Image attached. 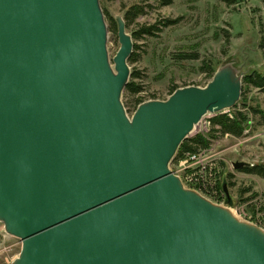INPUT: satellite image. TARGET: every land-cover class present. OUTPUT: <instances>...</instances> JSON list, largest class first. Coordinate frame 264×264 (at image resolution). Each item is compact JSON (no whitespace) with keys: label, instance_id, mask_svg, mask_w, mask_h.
<instances>
[{"label":"water","instance_id":"obj_1","mask_svg":"<svg viewBox=\"0 0 264 264\" xmlns=\"http://www.w3.org/2000/svg\"><path fill=\"white\" fill-rule=\"evenodd\" d=\"M115 23L110 60L99 0H0V223L22 244L12 264H264V231L170 170L204 116L237 105L246 73L225 64L129 118L133 42Z\"/></svg>","mask_w":264,"mask_h":264},{"label":"rangeland","instance_id":"obj_2","mask_svg":"<svg viewBox=\"0 0 264 264\" xmlns=\"http://www.w3.org/2000/svg\"><path fill=\"white\" fill-rule=\"evenodd\" d=\"M164 2L99 0L108 30L110 60L119 49L117 17L124 20L126 34L131 38L142 28L155 27L152 35L132 38L134 61L128 62V67L130 76L134 73L138 78H129V82L137 85L140 91L135 95L126 92L122 95L129 118L139 100L165 101L174 88H204L211 80L208 73L228 63L240 72L264 76V0H170L167 5ZM134 8L141 9L142 13L126 21L128 12ZM165 21L176 23L164 27ZM245 99L246 107L239 100L236 108L220 113L231 117L233 112H246L250 123L243 135L235 138L216 134L217 138L208 148L209 155L220 168L221 195L217 200L201 196L214 205L227 208L238 221L264 231V180L232 167L235 162L264 165V94L249 87ZM215 116H206L208 125L198 134L208 133L210 121ZM170 170L181 180L177 163H171ZM224 182L230 205L226 204L221 188ZM21 247V241L8 235L0 223V264H12Z\"/></svg>","mask_w":264,"mask_h":264},{"label":"trees","instance_id":"obj_3","mask_svg":"<svg viewBox=\"0 0 264 264\" xmlns=\"http://www.w3.org/2000/svg\"><path fill=\"white\" fill-rule=\"evenodd\" d=\"M164 5H167L170 3V0H165ZM142 13L141 9L134 8L128 12L125 20H134L139 14ZM176 22L173 21H165L163 26L167 27L169 25H174ZM126 26V24H125ZM155 27H149V28H142L135 36L132 38L135 40L137 37H141L142 35H152L153 30ZM135 47V46H134ZM133 47V49H134ZM133 53V52H132ZM133 56H131L128 59V62H132ZM215 72H209L208 77L212 79ZM131 79H136L138 76L134 73L130 76ZM249 87H252L254 89L260 90L264 94V76L253 72L246 74L242 78V90H241V98L240 103L246 107V99L245 94ZM177 88H174L171 92V94L176 90ZM140 91V88L133 84L132 82H129L124 90L127 94L135 95L138 94ZM170 94V95H171ZM144 101L139 100L137 102L138 107L141 103ZM236 108V106L234 107ZM249 111V108L247 109ZM250 123V120L248 118V115L246 112H233L232 116L229 117L227 114H217L214 118L210 121V130L208 133L205 134H197L191 139H186L179 147L177 154L175 158L173 159L172 163L176 164V162L182 158L186 153H193L197 152L201 149H208L211 145V142L213 139H216V134H219L220 136L229 135L235 138H239L243 135L245 130L248 128ZM240 172L246 173V174H252L256 175L264 180V165H252L251 167H243L239 169ZM223 185L225 187L227 186V183L224 182ZM223 185L221 186L223 191Z\"/></svg>","mask_w":264,"mask_h":264},{"label":"built area","instance_id":"obj_4","mask_svg":"<svg viewBox=\"0 0 264 264\" xmlns=\"http://www.w3.org/2000/svg\"><path fill=\"white\" fill-rule=\"evenodd\" d=\"M206 116H210L209 114ZM204 116L198 123L196 134L202 132V127L208 125ZM204 132V129H203ZM208 149L186 153L176 163L178 171L182 173L181 182L184 188L192 189L207 199H218L221 195L219 187L220 168ZM205 197V198H206Z\"/></svg>","mask_w":264,"mask_h":264},{"label":"bare ground","instance_id":"obj_5","mask_svg":"<svg viewBox=\"0 0 264 264\" xmlns=\"http://www.w3.org/2000/svg\"><path fill=\"white\" fill-rule=\"evenodd\" d=\"M113 69V67H112ZM198 125L197 126H194L193 130L190 132V135L194 134L197 130H198ZM229 211V210H228ZM231 214V213H230Z\"/></svg>","mask_w":264,"mask_h":264}]
</instances>
